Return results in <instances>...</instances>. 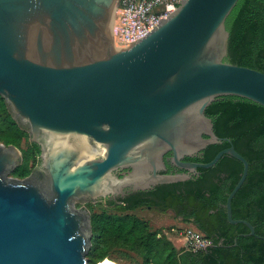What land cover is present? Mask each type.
Returning <instances> with one entry per match:
<instances>
[{
  "label": "water",
  "instance_id": "water-1",
  "mask_svg": "<svg viewBox=\"0 0 264 264\" xmlns=\"http://www.w3.org/2000/svg\"><path fill=\"white\" fill-rule=\"evenodd\" d=\"M238 2L183 0L123 46L112 44L117 0H0V96L39 147L44 174L12 177L23 153L0 143V264H90L91 217L76 204L184 183L224 155L244 166L228 221L256 234L233 219L249 172L235 147L208 163L183 161L231 144L206 114L219 98L264 107V73L225 60ZM167 153L185 173L160 174Z\"/></svg>",
  "mask_w": 264,
  "mask_h": 264
},
{
  "label": "trees",
  "instance_id": "trees-1",
  "mask_svg": "<svg viewBox=\"0 0 264 264\" xmlns=\"http://www.w3.org/2000/svg\"><path fill=\"white\" fill-rule=\"evenodd\" d=\"M226 26L230 41L225 60L264 73V0H239ZM206 114L217 136L230 139L231 144L209 146L200 162L212 161L231 145L248 161V176L233 198L232 214L235 220L250 222L256 234L247 236L250 230L246 225L228 221L227 199L244 166L224 155L216 166L199 169V178L160 188L164 195L160 210L170 209L175 217L194 224L212 241L211 247L199 253L177 248L148 221L130 213L154 205L138 200L115 207L117 213L104 209L92 214V246L87 255L90 264L106 260L116 264H264V107L226 96L212 103ZM0 143L14 145L23 153V164L12 177L25 179L40 163L39 147L30 142L29 133L14 120L1 96Z\"/></svg>",
  "mask_w": 264,
  "mask_h": 264
},
{
  "label": "built area",
  "instance_id": "built-area-1",
  "mask_svg": "<svg viewBox=\"0 0 264 264\" xmlns=\"http://www.w3.org/2000/svg\"><path fill=\"white\" fill-rule=\"evenodd\" d=\"M183 0H117L113 25L112 44L115 41L129 46L146 37L160 20L167 19L179 7ZM174 232H176L173 229ZM176 232L183 241V248L199 253L212 246L196 228H187Z\"/></svg>",
  "mask_w": 264,
  "mask_h": 264
},
{
  "label": "flooded vegetation",
  "instance_id": "flooded-vegetation-1",
  "mask_svg": "<svg viewBox=\"0 0 264 264\" xmlns=\"http://www.w3.org/2000/svg\"><path fill=\"white\" fill-rule=\"evenodd\" d=\"M171 157H172V153H167L164 156V161H165V169L163 171L160 172V174H177V173H185L184 170L180 169L179 167H177L176 165H174L171 161ZM203 154H199L194 158H185L183 159V161L185 162H193V163H201L200 161L203 160ZM128 172L127 170H120L117 175L119 177H122V175L124 173ZM35 177L39 180V181H43L44 180V174L42 173L41 169H37ZM199 175H193V178H199ZM161 186L164 185H159L156 186L150 190H146V191H127L126 194L124 195H117V196H109L107 198L104 199H100L99 201H97L96 203H92V204H101L103 207L108 208V207H118L121 206L127 202H137L138 200H140L141 202L147 203V204H154L153 207L151 205L146 206L147 209H158L160 210L159 206L164 202V195L162 194L161 191ZM90 203V202H89ZM163 212V211H162ZM165 213H170V214H174L173 211H171L170 209L165 211ZM177 218V217H176ZM179 220L183 221V218H178Z\"/></svg>",
  "mask_w": 264,
  "mask_h": 264
},
{
  "label": "rangeland",
  "instance_id": "rangeland-1",
  "mask_svg": "<svg viewBox=\"0 0 264 264\" xmlns=\"http://www.w3.org/2000/svg\"><path fill=\"white\" fill-rule=\"evenodd\" d=\"M27 147L28 142H25L23 144V149L26 150ZM38 167H41L40 163L35 169H38ZM75 208L78 210L84 208L88 212L90 217L93 213L101 212L104 209L111 213H117V211L113 207L105 208L101 204H76ZM130 213L136 215L140 219L148 221L153 230L160 231L161 234L165 235L179 249L183 248L184 245L179 234L176 232H181L180 230L187 228H196L195 225L190 222H183L176 218L173 214L165 213L155 208L149 210L146 207H142ZM173 229L176 232H174Z\"/></svg>",
  "mask_w": 264,
  "mask_h": 264
},
{
  "label": "bare ground",
  "instance_id": "bare-ground-1",
  "mask_svg": "<svg viewBox=\"0 0 264 264\" xmlns=\"http://www.w3.org/2000/svg\"><path fill=\"white\" fill-rule=\"evenodd\" d=\"M103 264H116V263H114L112 261H109V260H106V261L103 262Z\"/></svg>",
  "mask_w": 264,
  "mask_h": 264
}]
</instances>
